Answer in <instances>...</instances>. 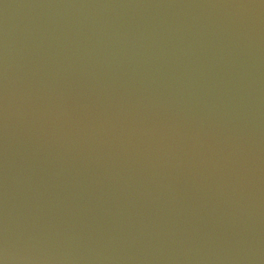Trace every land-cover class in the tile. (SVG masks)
Here are the masks:
<instances>
[{"label":"water","instance_id":"95a60500","mask_svg":"<svg viewBox=\"0 0 264 264\" xmlns=\"http://www.w3.org/2000/svg\"><path fill=\"white\" fill-rule=\"evenodd\" d=\"M0 264H264V0H0Z\"/></svg>","mask_w":264,"mask_h":264}]
</instances>
